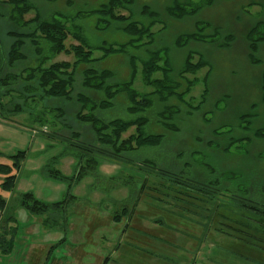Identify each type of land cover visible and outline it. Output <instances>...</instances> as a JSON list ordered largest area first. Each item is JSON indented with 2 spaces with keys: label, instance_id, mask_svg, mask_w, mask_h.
I'll use <instances>...</instances> for the list:
<instances>
[{
  "label": "rangeland",
  "instance_id": "1",
  "mask_svg": "<svg viewBox=\"0 0 264 264\" xmlns=\"http://www.w3.org/2000/svg\"><path fill=\"white\" fill-rule=\"evenodd\" d=\"M33 1L41 11L57 16L58 20L64 22L67 30L71 31L74 25L80 27L90 43L111 44L130 40L128 34L112 27L97 31L94 28L96 17L81 15L99 7L102 0ZM253 1L215 0L211 6L203 7L195 15L176 19L170 17L166 11L169 0H134L131 14L135 19L145 23L149 21V18L141 13L144 5L150 6L160 15L161 21L152 28L154 32L152 43L141 48L130 47L129 54H113L94 63L93 66L112 70L115 75L111 81L121 82L130 77L133 69L130 56H135L137 73L133 88L141 96L156 90L167 93L171 88H177V92L180 93L187 89L190 81L194 84L184 96V103L176 95L164 101L157 93L152 96L153 103L150 108L132 114L127 110L129 104L126 94L120 93L114 98L112 107L98 108L95 114L106 122L115 118L145 117L147 118V123L144 125L145 133L163 134L164 139L158 146H145L125 153L131 159L129 162L120 160L110 162L100 156L98 186L91 185L96 181L95 176H86L78 185L73 186L72 192L78 196L75 201L67 202L68 185L49 177L48 169L55 155L68 151L75 146L74 143L79 144V140L71 136L74 130L81 132L82 139L88 140L93 136L91 126L81 123V120L76 118L75 112L80 107L76 102V96L80 91H87L89 96L96 100L103 97L100 93L83 88L82 72L87 65L82 64L76 70L73 100L47 98L40 102V106L56 105L65 108L67 115L59 114L61 111L49 115L51 107L42 113V109L38 110V103L31 109L32 113L5 112L6 118L0 116V151L2 152L0 162L12 164V155L17 150L27 151L21 168L15 171L17 184L13 190L1 188L4 175L0 174V194L8 200V213L16 217L18 226L13 251L10 254L0 253V264H103V258L106 256L111 258L109 264H264L262 251L239 243L235 240V236H229L228 233L210 231L204 239L202 250L197 249L196 239L204 236L200 223L203 221L204 224L206 223L202 215L205 218L210 214L208 210L202 208L209 206V203L196 202L197 210L187 205L186 208L193 210L191 214L190 209V212L182 210L185 207L184 202L180 203L174 198H168L170 204L165 208L169 213L164 215L159 208H156L158 202L152 199L151 194L152 189L158 188L155 183L160 180H157L156 176L160 175L152 168L139 166L148 159L149 164L157 168L166 171H183V174L191 179L199 181L217 179L222 193L219 196L226 202H230L228 200L232 195H242L247 189L251 192L249 194L256 193L264 197V140L253 138L254 130L264 124L262 101L264 42L258 51L259 62L254 64L251 63L248 55L246 39L252 26L264 20V0H255L256 3ZM11 8L7 5L2 11L9 14ZM118 11L128 14L124 9ZM34 16L35 12L32 11L25 15L24 20ZM198 22H202L203 26L208 25L206 30H202V34H211L213 27H217L223 35H233L230 46L218 47L210 41L192 40L184 47H177L176 38L181 34L196 31ZM78 44L79 42L69 34L65 41V50L55 52L49 51L44 41L42 43L45 50L44 65L49 66L54 62L73 63L75 56L72 46ZM153 50L160 52L159 64L162 66V69L154 74L153 79L160 81L164 79L162 86L158 87L147 85L142 75L143 61L149 51ZM24 52L27 54V59L18 62L16 67L12 68L13 72H21L28 67L23 77L29 73L31 67L40 63V57L36 55L31 45ZM190 53L192 63L196 64L199 60L205 59L209 65L195 73L183 75L182 70ZM93 56L100 57L102 54L96 51ZM208 73L209 91L204 97L206 87L204 78ZM11 87L15 89L9 94L1 95L3 103L10 110L16 102H23L18 93L22 88V82L14 83ZM167 105L175 111V115L171 118V124L175 128L172 131L164 126L159 115ZM39 113L44 115L37 116ZM88 113L89 108H86L84 114ZM243 114L252 116L250 128H246L247 122L241 121ZM37 118L44 120L42 124L46 125L39 124ZM135 128V126L130 128L124 137L135 132ZM55 129L64 130L62 139L52 135V133L56 135ZM59 160L58 168L67 175H73L76 158L72 154H66ZM128 175L134 176L135 180L138 179L132 187L138 185L139 190L144 187L148 199L142 196L144 202L138 205L140 209L137 211V217H132L131 211L127 212V216L121 222V228L113 222L99 226V220L94 216L103 217L102 209L108 208V211L114 215L123 207L132 209L141 190L135 196L129 194L132 198L127 196V186L113 188L112 193H105L106 188H112V183L116 180L129 179ZM101 176L109 185L105 184V192L99 191ZM114 176L116 178H111ZM146 180L148 183L145 188ZM26 191H31L38 198L46 201L56 202L64 199L65 203L59 210L42 215L31 214L22 207L9 208L15 205L16 195L19 196ZM168 193L170 197L175 194L170 188ZM125 196L127 197L124 198ZM113 197L119 199L114 201ZM103 198L104 201L97 203ZM225 208L226 206L223 207ZM230 208L233 209V206L230 205ZM6 213L7 210H0V232L3 230L5 223L3 218ZM104 213V216L108 217L109 213ZM242 213L244 214L242 210L237 209V213L231 214L230 217L240 218ZM106 217L105 219L111 220L110 215L109 218ZM90 219H94L93 224H89V221L92 222ZM154 219L161 225L165 222L171 225L160 226L154 222ZM134 220L139 222V226L145 231L140 227L136 228L133 224ZM173 220H175L174 224ZM191 220H198L199 223L196 224ZM127 224L129 228L124 233L123 227ZM72 233H75V238L74 235L70 236ZM64 235H68L67 241H62ZM104 235H106L105 240L102 238ZM117 246L118 248L115 249Z\"/></svg>",
  "mask_w": 264,
  "mask_h": 264
},
{
  "label": "trees",
  "instance_id": "2",
  "mask_svg": "<svg viewBox=\"0 0 264 264\" xmlns=\"http://www.w3.org/2000/svg\"><path fill=\"white\" fill-rule=\"evenodd\" d=\"M170 3L166 6V11L168 15L172 18L181 19L188 15H195L205 6H211L215 0H169ZM134 0H102L99 7L92 10L86 11L81 15L84 16H95L96 20L94 23V28L97 31L106 30L108 28H115L120 30L130 36V40L121 43H111V44H93L85 37L82 29L77 26H73L71 31L57 19V16L53 14L45 13L39 9L33 0H0V116L6 118L5 112L12 113H23L28 111L32 113L31 109L34 108L38 103V110L42 109V113H45L49 106H40V102L47 98H65L68 100H73V91L75 90L76 82V70L78 66L85 64L87 67L82 72V86L86 90H91L103 95L100 100H96L94 97L89 96L87 91H80L76 96V102L80 104L76 112V118L81 120V123L91 126L93 131V136L91 139H82V134L80 131L74 130L71 134L73 138L79 140V144H75L68 151L59 153L52 158L51 167L48 169V176L64 182L68 185L67 193L69 197L67 202L75 201L78 196L73 194L74 185H78L86 176L93 175L96 177L93 187L98 186L97 179L99 177V157L104 158L110 162L120 161H130L128 154L134 150H138L145 146H158L162 143L164 139L163 134H147L144 131V125L147 123V118L138 117L131 119L115 118L110 121H104L100 119L95 111L99 109H106L112 107L114 98L120 94L125 93L128 99L127 110L132 114H137L143 109L150 108L153 103L152 96L157 94L160 99L167 101L172 96H177L180 100L185 102L184 96L190 91L193 81L188 83V87L185 91L180 93L177 92V88H171L167 93H160V90L153 91L151 93H145L141 96L133 88L135 76L137 70L135 69V56H130L131 64L133 69L131 71L130 77L127 80L121 82L111 81L114 78L115 73L110 69H99L93 66L94 63L106 59L113 54H129L130 47L141 48L145 45L151 44L154 38V32L152 28L161 21L160 15L157 11L152 9L148 5L142 7V12L144 16L149 18L148 22H142L137 20L131 14L132 4ZM253 3H256L254 0ZM251 3V4H253ZM10 5L11 12L9 14L2 11V9ZM124 9L128 14H123L118 10ZM35 12V16L31 19L24 20L25 15L30 12ZM142 15V16H143ZM143 16V17H144ZM7 20V21H6ZM207 24L203 26L202 22H198L197 30L188 33L181 34L175 40V45L177 47H184L192 40H204L210 41L211 43L217 45L218 47H228L232 43L233 35L227 34L223 35L220 28L213 27V32L211 34H202V30H206ZM210 27V25H209ZM67 28V29H66ZM69 34L76 39L79 44L72 46V52L75 56V61L73 63L69 62H54L49 66H45L44 60V47L42 43L45 41L48 45V50L59 52L66 48L65 41L67 40ZM40 36L42 38H40ZM148 39L147 41H145ZM249 49V58L251 63H258L257 59L258 51L260 45L264 42V20L256 22L252 28L248 31L246 35ZM31 45L38 57H40V63L35 67H31L27 75L23 77L24 71L28 67L24 68L21 72H13L12 68L16 67V64L20 61L27 59V54L24 52L27 47ZM100 51L102 56L94 57L93 53ZM190 53L186 59L185 66L182 70L183 75L186 73L197 72L203 67L209 65V62L205 59H201L198 63L194 64L191 62ZM160 62V52L159 51H149L147 58L143 61V80L147 85H154L155 87L162 86V81L153 79L156 72L162 69ZM137 68V67H136ZM167 76V74H166ZM209 73L205 76V89L203 96L207 95L209 91L207 86ZM22 82L21 90H18L19 96L22 98V103L16 102L13 107L7 109L2 101V93L9 94L12 89V84ZM262 101L264 102V74L262 80ZM86 108H89V113L84 114ZM37 110V109H36ZM49 115L54 114H64L67 115L66 109L59 106H52L50 108ZM175 111L172 110L170 106H165V109L160 112L161 118L163 120L164 126L168 130H175L174 126L171 124V118L175 115ZM39 113L37 116H43L44 114ZM11 116V115H10ZM250 114H243L241 116V121L243 123H248L246 128H250L252 119ZM35 120V118H34ZM39 124L44 123L41 118L36 119ZM46 125V124H42ZM133 126H135V132L124 137V134ZM56 131V132H55ZM64 130H54L55 134L52 133L54 137L62 139ZM255 139L264 140V124L262 127L254 130ZM250 139V138H248ZM252 139V138H251ZM2 152L0 151V155ZM27 154L26 149H20L15 152L12 164L0 162V174H3V181L1 182V188L5 190H13L17 184V173L21 168L22 162ZM66 154H72L76 158V169L73 175H67L58 168L59 159L65 157ZM50 162V161H49ZM149 160L146 159L145 163L139 165L141 168L148 167L156 171L160 176H156V185L158 188L152 189V199L157 200L160 211L165 215L167 212L165 206L169 205L168 198H174L180 203H185V207L182 208L185 212H190L193 214L191 208H186L187 205L197 208L196 202H208L209 206L203 207L202 209L208 210L210 214L204 218V221L200 223L203 227V237H198L196 239L198 249L204 239L207 238V234L214 230L219 233H228L229 236H235L239 243L248 245L250 248H258L264 253V197L259 194H249L251 193L248 189L244 191L242 195H232L228 201L221 198L222 195L219 181L216 179L214 181L196 180L191 179L187 175L183 174V171H166L164 169L157 168L155 165L149 164ZM14 171V172H13ZM124 177V176H123ZM116 178V176L111 177ZM129 179L123 181L116 180L112 183L113 187L106 188L105 184L108 182L105 178L101 176V188L99 191L105 193H112V190L119 188L121 186L128 187V197L129 194L135 196L138 193V197L129 210L126 207L119 209L115 215L108 211V208L102 209L103 217L94 216L98 218L99 226H105L113 222V224L119 225L121 228V222L127 216V212L131 211L132 217H137V211L140 209L138 207L140 202H144L142 196H147L145 193L146 189L142 187L138 189V185L132 187L133 183H137L138 179L128 175ZM110 179V178H109ZM148 181L144 182L146 184ZM74 186V187H73ZM109 186V185H108ZM163 187V188H162ZM114 188V189H113ZM150 188V186H149ZM168 188L175 192L172 197L168 193ZM97 189V188H95ZM131 190V192H130ZM151 190V189H150ZM160 192V193H159ZM132 195L129 198H132ZM14 202L15 205H11L9 208L22 207L28 210L31 214L42 215L49 211L59 210L63 207L65 201H46L38 198L33 192L26 191L21 193V195H16ZM106 196V195H105ZM125 196L124 198H126ZM215 196L219 199H215ZM205 197V199H204ZM119 198L113 197L112 200L116 201ZM148 199V198H147ZM100 199L97 203L104 201ZM226 202V203H225ZM165 204V205H163ZM233 206V209L230 208ZM149 206V205H148ZM226 206L225 209L223 207ZM179 207V206H178ZM180 208V207H179ZM190 209V211H189ZM237 209L242 210L244 214L240 218L230 217L231 214L237 213ZM0 210H7L5 217L3 218L4 226L3 230L0 232V253L10 254L13 251L16 235L18 231V226L16 224L17 219L13 214L8 213V200L0 194ZM221 210V212H219ZM104 212L109 213L111 220L105 219L106 216ZM230 214H224V213ZM196 213V211H194ZM108 215V214H107ZM108 217L106 218H109ZM229 216V217H227ZM169 217V215H168ZM167 218V217H166ZM169 217L168 219H170ZM137 219V218H135ZM93 224L94 219H90ZM107 222H106V221ZM195 221L198 224V220ZM154 222L158 225H169L167 222L160 224L154 219ZM47 223V220H45ZM175 220H173V224ZM13 224V225H12ZM131 224V223H130ZM134 226L139 228L140 224L134 220ZM128 225L123 227L124 233L128 231ZM171 225V224H170ZM169 225V226H170ZM51 226V225H47ZM93 226V225H92ZM93 228V227H92ZM144 230V228L140 227ZM68 235L64 236L62 241H67ZM106 237V235H104ZM204 238V239H203ZM234 238V237H233ZM147 242V241H146ZM119 246V245H118ZM115 247V249L118 248ZM120 248V246H119ZM103 264H108L110 262V256L103 258ZM148 261V260H147Z\"/></svg>",
  "mask_w": 264,
  "mask_h": 264
},
{
  "label": "crops",
  "instance_id": "3",
  "mask_svg": "<svg viewBox=\"0 0 264 264\" xmlns=\"http://www.w3.org/2000/svg\"><path fill=\"white\" fill-rule=\"evenodd\" d=\"M22 150V149H21ZM4 163V162H3ZM102 200V199H101ZM77 221H79L78 219H77ZM73 225H74V223H73ZM75 233H72L70 236H72V235H74ZM65 236V235H64ZM74 238H75V235L73 236ZM103 239L105 238L104 236L102 237ZM204 239V238H203ZM105 240V239H104ZM204 247V241L202 242V245L199 247L200 248V250H202V248ZM104 262V261H103ZM203 262H204V259H203ZM57 263H59V261H57ZM109 264V263H108Z\"/></svg>",
  "mask_w": 264,
  "mask_h": 264
}]
</instances>
